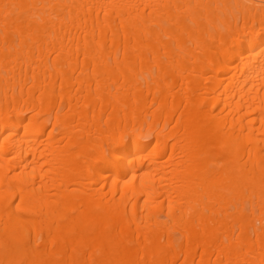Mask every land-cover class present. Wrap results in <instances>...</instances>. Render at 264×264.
I'll return each instance as SVG.
<instances>
[{
	"label": "bare ground",
	"instance_id": "obj_1",
	"mask_svg": "<svg viewBox=\"0 0 264 264\" xmlns=\"http://www.w3.org/2000/svg\"><path fill=\"white\" fill-rule=\"evenodd\" d=\"M0 264H264V0H0Z\"/></svg>",
	"mask_w": 264,
	"mask_h": 264
},
{
	"label": "clouds",
	"instance_id": "obj_2",
	"mask_svg": "<svg viewBox=\"0 0 264 264\" xmlns=\"http://www.w3.org/2000/svg\"><path fill=\"white\" fill-rule=\"evenodd\" d=\"M159 131H160V134L163 135L165 129L160 128ZM129 134H131L136 140L147 142L150 139H152L153 136L156 135V132L152 129L147 128V127H141V128H138L134 132H131Z\"/></svg>",
	"mask_w": 264,
	"mask_h": 264
}]
</instances>
